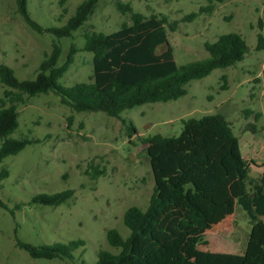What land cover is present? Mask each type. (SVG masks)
Returning <instances> with one entry per match:
<instances>
[{
  "label": "rangeland",
  "instance_id": "obj_1",
  "mask_svg": "<svg viewBox=\"0 0 264 264\" xmlns=\"http://www.w3.org/2000/svg\"><path fill=\"white\" fill-rule=\"evenodd\" d=\"M84 0H28L30 18L42 27H60ZM130 3L145 16L165 15L174 31L166 27L168 42L178 66L208 58L205 42L222 34L237 33L248 52L243 61L210 75L190 81L187 94L175 101L136 106L121 118L102 112L75 113L60 103L54 93L25 96L18 105V129L10 138L38 141L0 163L7 177H0V264H95L97 252L111 248L106 232L115 229L126 238L125 211L145 209L153 193L154 179L146 144L142 139L161 134L176 136L181 121L222 114L239 140L249 175L257 179L264 172V51L256 50V35H264V0H99L94 13L72 34L55 39L32 31L17 12L16 0H0V65L10 67L17 79H34L37 69L55 41L61 47L58 65L63 64L71 46L78 50L86 32L110 34L129 16L116 3ZM213 6L209 13L201 7ZM196 13L187 22L184 17ZM259 21H262L260 30ZM92 54L79 51L59 80L71 87L89 82ZM3 87L0 84V98ZM125 123H123V121ZM131 123L132 131L127 129ZM92 167L104 174L92 180ZM73 190L72 199L59 206L32 204L38 194ZM198 249L216 254L241 255L251 224L235 203L213 214ZM83 240L73 261L33 259L16 246V241L34 246Z\"/></svg>",
  "mask_w": 264,
  "mask_h": 264
},
{
  "label": "trees",
  "instance_id": "obj_2",
  "mask_svg": "<svg viewBox=\"0 0 264 264\" xmlns=\"http://www.w3.org/2000/svg\"><path fill=\"white\" fill-rule=\"evenodd\" d=\"M27 1L16 0L23 22L35 33L62 39L72 38L94 13L99 0H84L62 26L46 28L30 18ZM115 6L118 12L129 16V23L110 34L86 32L82 48L71 46L61 65V47L54 41L34 79L19 80L10 67L0 65V163L38 142L10 138L18 129V105L25 104V96L52 92L75 113L102 112L121 118L123 111L136 106L185 96L190 81L201 80L215 69L232 67L243 61L248 52L239 34H222L216 41L204 43L208 58L178 66L170 46L158 52L168 42L166 27L170 31L176 28L168 23L167 16H145L135 12L130 3L117 2ZM212 10L210 5L201 7L199 12ZM195 17L197 14L191 13L183 20L189 22ZM262 24L259 21L260 30ZM256 50L264 51V35L260 32L256 35ZM79 51L92 54L91 79L66 87L59 80ZM132 126L128 123L127 129L132 131ZM142 141L154 179L153 193L144 210L132 206L125 211L123 224L129 231L126 238L115 229L106 232L108 245L117 252L99 250L95 264H264V172L257 179L250 177L231 123L219 113L189 118L181 121V131L176 136L155 134ZM90 169L86 174L92 180L104 174L98 167ZM0 177H7L5 169ZM73 195V190L38 194L31 203L59 206ZM233 203L251 224L243 253L199 250L209 229V218ZM0 206L5 207L1 201ZM16 246L33 259L73 261L74 252L83 248L85 242L79 239L34 246L17 240Z\"/></svg>",
  "mask_w": 264,
  "mask_h": 264
}]
</instances>
